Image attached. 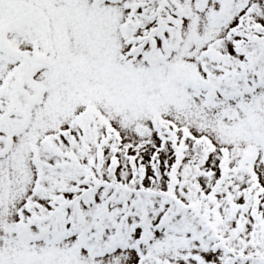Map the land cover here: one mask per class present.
I'll return each instance as SVG.
<instances>
[{
    "label": "snow or ice",
    "instance_id": "snow-or-ice-1",
    "mask_svg": "<svg viewBox=\"0 0 264 264\" xmlns=\"http://www.w3.org/2000/svg\"><path fill=\"white\" fill-rule=\"evenodd\" d=\"M0 264H264V0H0Z\"/></svg>",
    "mask_w": 264,
    "mask_h": 264
}]
</instances>
